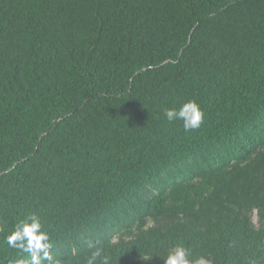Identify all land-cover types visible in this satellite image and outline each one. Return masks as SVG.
Listing matches in <instances>:
<instances>
[{"label":"trees","instance_id":"obj_1","mask_svg":"<svg viewBox=\"0 0 264 264\" xmlns=\"http://www.w3.org/2000/svg\"><path fill=\"white\" fill-rule=\"evenodd\" d=\"M32 213L64 264H264V0H0V264Z\"/></svg>","mask_w":264,"mask_h":264},{"label":"clouds","instance_id":"obj_2","mask_svg":"<svg viewBox=\"0 0 264 264\" xmlns=\"http://www.w3.org/2000/svg\"><path fill=\"white\" fill-rule=\"evenodd\" d=\"M164 115L169 122L181 120L185 132L198 129L205 117L195 100L187 101L179 109L165 108ZM5 241L9 248L24 254L14 264H64L52 254L50 235L45 230L41 217L35 213L26 215L16 223ZM86 264H111V258L97 248L87 257ZM164 264H212V261L204 256L193 258L189 249L177 245L169 251Z\"/></svg>","mask_w":264,"mask_h":264},{"label":"rangeland","instance_id":"obj_3","mask_svg":"<svg viewBox=\"0 0 264 264\" xmlns=\"http://www.w3.org/2000/svg\"><path fill=\"white\" fill-rule=\"evenodd\" d=\"M253 223L254 224H257V222H256V216L255 215L253 216Z\"/></svg>","mask_w":264,"mask_h":264}]
</instances>
